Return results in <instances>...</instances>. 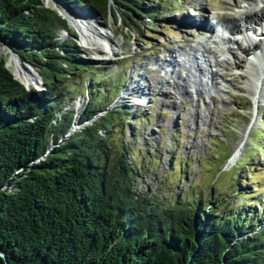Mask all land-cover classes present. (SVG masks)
Segmentation results:
<instances>
[{"label":"trees","instance_id":"16d2710c","mask_svg":"<svg viewBox=\"0 0 264 264\" xmlns=\"http://www.w3.org/2000/svg\"><path fill=\"white\" fill-rule=\"evenodd\" d=\"M59 1L104 21L111 12L127 29L158 12L152 0ZM62 30L74 35L44 0H0V40L46 85L27 88L0 56V264H264V212L239 202L233 183L225 196L174 192L167 175L163 194L138 188L156 158L127 140V127L146 118L108 107L125 79L96 75L102 67Z\"/></svg>","mask_w":264,"mask_h":264},{"label":"rangeland","instance_id":"374dc122","mask_svg":"<svg viewBox=\"0 0 264 264\" xmlns=\"http://www.w3.org/2000/svg\"><path fill=\"white\" fill-rule=\"evenodd\" d=\"M253 1L152 0L147 4L158 8V12L153 18H145L143 26L135 24L129 29L111 12L104 21L93 9L87 8V12L80 14L83 7L70 8L71 14L81 21H90L91 31L98 36L107 32L108 38H96V44H86L81 41L78 27L71 23L69 30L74 35L62 30L59 39L74 40L81 56L102 67L95 71L96 75L105 72L110 74L109 78L125 79L123 89L108 107L126 105L131 116L136 113L137 118H146L133 120L127 127V140L131 133L133 144L144 147L143 153L148 159L156 158L149 165V173L137 179L138 188L163 194L161 182L166 180V175L174 183L170 189L174 192L192 185L200 191L211 190L225 196L234 185L239 202L243 196L250 200L252 208L264 212V74L256 82L259 67L250 61L249 54L235 49L228 52L225 47L237 45L240 34L234 27L244 28L241 10L256 9L259 18L264 13V0ZM212 12L235 19L228 26L229 38L225 32L216 43L202 28L189 27L186 24L191 23L183 20L187 17L194 24H200L202 13L209 22ZM89 13L91 16L86 15ZM77 24L82 26L81 22ZM210 45L217 51H204ZM256 45L258 49L263 48L262 44ZM10 50L17 52L0 45V56L6 60V67L15 76L12 63L16 60L28 83L16 79L28 88H43L37 69L18 52L16 57L11 56ZM233 58L238 62H233ZM215 59L219 64H215ZM232 62L238 64L235 66ZM210 70L211 74H217L213 84L207 78ZM131 80H135L133 92L124 94ZM85 100L81 95L73 101L77 112ZM244 157L249 162L242 168L240 162ZM180 165L182 179L177 180L173 172L178 173ZM239 169L240 180L233 179L235 170Z\"/></svg>","mask_w":264,"mask_h":264},{"label":"bare ground","instance_id":"6f19581e","mask_svg":"<svg viewBox=\"0 0 264 264\" xmlns=\"http://www.w3.org/2000/svg\"><path fill=\"white\" fill-rule=\"evenodd\" d=\"M250 1H253V0H250ZM254 2V1H253ZM86 15H90V13L89 14H86ZM200 15V18H199V23L200 24H198L199 25V27L200 28H202L203 29V31L205 32V33H207V32H210V30H209V28L211 27V24L210 23H208V21H206L205 19H204V17H203V15H202V13L201 14H199ZM91 16V15H90ZM244 19H248V20H260L261 19V17L259 18L258 17V14H257V11L256 10H252L251 8H246L245 9V13H244ZM69 18H70V23H72V24H75L77 27H78V29H79V31H80V33H81V41L82 42H84V43H86V44H89V45H94V44H96L97 43V41L95 40L96 38H101V39H104V38H108V33L107 32H105V33H103V34H101V35H97L95 32H93V30L91 31V29L89 28V26H88V23L90 22H85L84 20L83 21H81L80 20V18L79 17H75L74 15H72L71 13H69V16H68ZM79 18V19H78ZM223 19H225V20H228L230 23H234V19H232V17L231 16H227L226 14L225 15H223V17H222ZM90 19V18H89ZM78 20V21H77ZM184 21H185V23H191V24H186L187 26L188 25H191L192 26V24L194 25V22H191V20H189L187 17H184V19H183ZM81 22V24H82V26H80L79 24H77V22ZM92 21V20H91ZM85 22V23H84ZM94 22H96V21H94ZM183 24V23H182ZM184 25V24H183ZM185 25V26H186ZM234 29L236 30V32L238 33H240L241 32V29H240V27L239 26H237V27H234ZM259 35V34H258ZM217 45V44H216ZM229 52H230V48H228L227 49ZM204 51H208V52H215V51H217V49L216 48H213V46H209L207 49H205ZM219 51V50H218ZM260 56V55H259ZM11 58V57H10ZM261 58H264V55H262V57ZM15 59V58H14ZM227 61V59H225L224 60V62H226ZM12 62V61H11ZM233 62H238V60H236V59H234L233 58ZM232 62V63H233ZM13 65V69H14V73H15V76H16V78H18L20 81H22V82H27V80H28V78H26L24 75L25 74H23L19 69H18V64H17V62H16V60L12 63ZM215 64H219L218 63V60L217 59H215ZM234 65H235V63H233ZM238 63H236V65H237ZM235 65V66H236ZM259 68H261L262 70H261V76H260V73H259V71H258V75H256L255 76V80H256V82H260V80H261V77H262V74H264V59H260V62H259ZM199 70L201 71V69L199 68ZM211 70L209 71V74L210 75H208V79H210V81H211V83H212V81L213 80H215V76L217 75L216 73H213V74H211ZM188 75V74H187ZM258 76V77H257ZM31 77V76H30ZM256 77H257V79H256ZM31 78H33V77H31ZM206 79V78H205ZM28 83V82H27ZM134 83H135V80H131L130 81V83L125 87V90H124V94H129L130 92H133V89H134ZM213 84V83H212ZM261 84H263V82L261 83ZM143 99V98H142ZM238 147H239V145H238Z\"/></svg>","mask_w":264,"mask_h":264},{"label":"water","instance_id":"95a60500","mask_svg":"<svg viewBox=\"0 0 264 264\" xmlns=\"http://www.w3.org/2000/svg\"><path fill=\"white\" fill-rule=\"evenodd\" d=\"M45 1V3L46 4H50L55 10H56V12L62 17V18H64L66 21H67V23L69 24V25H72L71 23H70V18L65 14V13H71L70 11H71V9L70 8H68L67 6H65L62 2H60L59 0H44ZM56 3H59L60 4V6L63 8H61L60 6H58ZM83 11H80L79 13L81 14V12H85L86 10L85 9H87V8H84L83 7ZM77 11V10H76ZM87 12V11H86ZM74 14H75V12H74ZM73 27H75V28H77L76 26H74L73 25ZM0 45H6L2 40H0ZM9 47V46H8ZM10 48V47H9ZM12 49V48H11ZM10 53H11V56L12 55H14L15 57H16V55H17V52H12L11 50H10ZM29 63V62H28ZM30 64V63H29ZM15 77V76H14ZM16 78V77H15ZM26 86V85H25ZM36 86V85H35ZM27 88H28V86H26ZM37 87V89H41L40 88V86H36ZM43 88L44 87H46V85L45 84H43V86H42ZM30 88V87H29ZM78 128V126L77 125H74L73 126V129L72 130H74V129H77ZM0 257H2V258H4L5 259V256H4V254L2 253V252H0Z\"/></svg>","mask_w":264,"mask_h":264}]
</instances>
